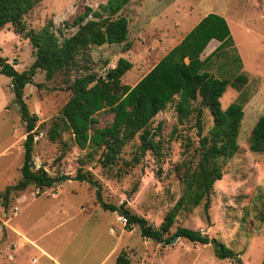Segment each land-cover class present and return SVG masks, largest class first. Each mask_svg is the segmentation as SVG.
Wrapping results in <instances>:
<instances>
[{"label": "rangeland", "instance_id": "1", "mask_svg": "<svg viewBox=\"0 0 264 264\" xmlns=\"http://www.w3.org/2000/svg\"><path fill=\"white\" fill-rule=\"evenodd\" d=\"M105 1L41 0L23 19L27 29L38 30L51 21L57 31L83 5L97 10ZM209 12L225 17L233 44L212 56L206 69L227 83L221 107L239 101L243 117L237 151L219 161L222 176L212 184L207 213L204 200L180 209L165 234L173 238L163 243L142 236L136 224L129 228L119 211L102 209L95 188L87 182L65 180L42 189L29 185L12 193L7 208L0 206V264H117L121 251L129 264H238L217 258L209 243L175 238L178 227L217 239L238 254L241 264H264V152L248 147L251 128L264 113V0L127 2L119 12L127 18V47L124 42L93 45L78 64L50 79L37 69L23 88L29 112L38 117L33 165L43 166L51 176L88 172L98 181L104 202L123 206L158 227L180 197L182 175L196 165L199 138L208 134L213 122L198 99L192 102L190 115L179 118L175 96L146 125L154 147L141 152L138 133L111 160L106 159L107 150L92 141L80 148L68 130L55 140L46 134L70 97L69 84L76 76L104 75L123 57L131 67L121 84L133 86ZM213 42L210 50L205 47L201 52V59L219 44ZM0 55L20 72L33 63L35 51L22 32L5 25L0 29ZM239 74L246 76L245 82L236 80ZM235 82L238 86L231 85ZM11 86V79L0 74V190L20 178L26 136ZM199 106L202 114L197 121ZM93 116L95 129L109 125L113 114L106 107Z\"/></svg>", "mask_w": 264, "mask_h": 264}, {"label": "trees", "instance_id": "2", "mask_svg": "<svg viewBox=\"0 0 264 264\" xmlns=\"http://www.w3.org/2000/svg\"><path fill=\"white\" fill-rule=\"evenodd\" d=\"M40 1L0 0V29L5 25H12L17 32L23 33L35 51L33 63L20 72L0 55V74L11 79L14 101L25 123L26 132L20 178L0 190V206L7 208L12 193L22 191L29 185L42 189L65 180L87 182L95 188V195L102 209L119 211L126 218L128 227L136 224L142 236L169 243L173 237L165 234L180 209H191L204 200L203 208L207 213L212 184L222 176L219 161L231 158L238 149L242 104L233 101L223 109L219 99L227 83L206 69L212 56L225 46L233 44L225 17L214 12L205 14L133 86L121 84V77L131 67V62L123 57L113 67H109L104 75L87 73L76 76L69 84L70 97L61 108L60 115L52 120L46 134L50 140H55L62 131L68 130L80 148L92 141L96 146L102 145L107 150L106 159L111 160L138 133L141 152L153 148L146 125L175 96L179 97L174 105L179 118L190 115L192 102L198 99L199 105L207 108L212 116V125L208 134L199 138V158L196 165L191 169L187 168L182 175L183 189L180 197L166 213L161 224L155 227L144 217L131 213L123 206L104 202L98 181L88 172L78 170L73 176H51L43 166L35 168L32 158L38 117L29 112L23 99V88L32 82L37 69L43 70L46 79H50L57 72L67 71L78 64L77 61L83 59L85 50L93 45L124 42L127 47V18L119 12L130 0H106L97 5V10L83 5L70 20L62 22V28L69 30L68 33L62 28L55 31L51 21L38 30L27 29L23 16ZM211 39L219 41V44L201 59L200 54L204 48H211ZM236 80L245 82L246 76L239 74ZM231 85L238 86V83ZM200 106L196 108L197 121L202 114ZM106 107L113 114L111 123L94 129L96 118L93 115ZM198 128L201 129L200 122ZM248 147L253 152H264V113L251 128ZM173 236L183 237L191 242L209 243L217 258H230L241 264L237 253L198 230L178 227ZM116 263L129 264L124 251L117 255Z\"/></svg>", "mask_w": 264, "mask_h": 264}, {"label": "crops", "instance_id": "3", "mask_svg": "<svg viewBox=\"0 0 264 264\" xmlns=\"http://www.w3.org/2000/svg\"><path fill=\"white\" fill-rule=\"evenodd\" d=\"M205 14H206V13H205ZM205 14H204V15H205ZM204 15H203V16H204ZM201 17H202V16H201ZM201 17H200V18H201ZM200 18H199V20H200ZM199 20H198V21H199ZM198 21H197V22H198ZM211 40H212V43H214L213 41H215V39H211ZM211 40H210V41H211ZM210 41H209V42H210ZM216 41H217V40H216ZM209 42H208V43H209ZM218 42H219V41H218ZM209 50H210V49H209ZM200 58H201V54H200Z\"/></svg>", "mask_w": 264, "mask_h": 264}, {"label": "built area", "instance_id": "4", "mask_svg": "<svg viewBox=\"0 0 264 264\" xmlns=\"http://www.w3.org/2000/svg\"><path fill=\"white\" fill-rule=\"evenodd\" d=\"M122 220H123L124 222H126V218H125L124 216L122 217Z\"/></svg>", "mask_w": 264, "mask_h": 264}, {"label": "water", "instance_id": "5", "mask_svg": "<svg viewBox=\"0 0 264 264\" xmlns=\"http://www.w3.org/2000/svg\"><path fill=\"white\" fill-rule=\"evenodd\" d=\"M177 236H175V238H176Z\"/></svg>", "mask_w": 264, "mask_h": 264}]
</instances>
